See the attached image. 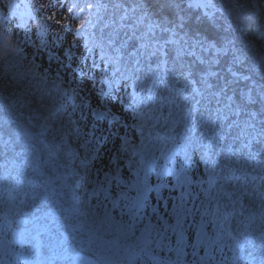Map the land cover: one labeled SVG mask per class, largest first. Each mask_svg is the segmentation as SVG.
<instances>
[{
	"label": "snow or ice",
	"instance_id": "6c2138e0",
	"mask_svg": "<svg viewBox=\"0 0 264 264\" xmlns=\"http://www.w3.org/2000/svg\"><path fill=\"white\" fill-rule=\"evenodd\" d=\"M258 7L0 0V264H264Z\"/></svg>",
	"mask_w": 264,
	"mask_h": 264
},
{
	"label": "trees",
	"instance_id": "16d2710c",
	"mask_svg": "<svg viewBox=\"0 0 264 264\" xmlns=\"http://www.w3.org/2000/svg\"><path fill=\"white\" fill-rule=\"evenodd\" d=\"M258 5H259V7L257 8V11H259L260 8H264V0H258ZM56 10L59 11V12L57 11L58 12V17L57 18H62L59 15L60 11H62V10H60V9H53V11H56ZM63 14L64 15H68L66 12H64ZM73 23H75V21H73ZM56 30L59 31L60 29L57 27ZM61 34H63V33H61ZM8 38H9V41L11 43V37L9 36ZM29 46H31V45H26V51H33V49L32 48H29ZM44 59L45 58H44L43 54L41 53L40 56H39L38 62L43 63Z\"/></svg>",
	"mask_w": 264,
	"mask_h": 264
},
{
	"label": "clouds",
	"instance_id": "9594fccd",
	"mask_svg": "<svg viewBox=\"0 0 264 264\" xmlns=\"http://www.w3.org/2000/svg\"><path fill=\"white\" fill-rule=\"evenodd\" d=\"M5 43H7V44H9V49H6L5 51H3V52H0V55H4V54H6V51L7 50H10V48H11V43H10V41H9V38L8 37H6V39H5Z\"/></svg>",
	"mask_w": 264,
	"mask_h": 264
},
{
	"label": "rangeland",
	"instance_id": "374dc122",
	"mask_svg": "<svg viewBox=\"0 0 264 264\" xmlns=\"http://www.w3.org/2000/svg\"><path fill=\"white\" fill-rule=\"evenodd\" d=\"M56 11H58V10H56ZM59 12V11H58Z\"/></svg>",
	"mask_w": 264,
	"mask_h": 264
}]
</instances>
